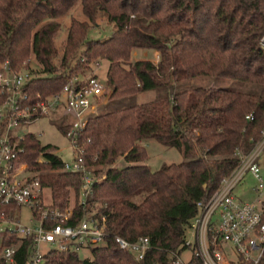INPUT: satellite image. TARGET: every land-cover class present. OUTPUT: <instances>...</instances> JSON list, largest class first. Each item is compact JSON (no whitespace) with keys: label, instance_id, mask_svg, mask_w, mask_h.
Returning <instances> with one entry per match:
<instances>
[{"label":"trees","instance_id":"trees-1","mask_svg":"<svg viewBox=\"0 0 264 264\" xmlns=\"http://www.w3.org/2000/svg\"><path fill=\"white\" fill-rule=\"evenodd\" d=\"M77 5L87 20L71 18L59 48L55 19ZM98 17L113 23L114 30L89 38ZM263 37L264 0H0V64L18 70L33 59L41 70L26 85L29 95L58 92L97 59L108 61V102L160 91L154 100L92 115L77 132L85 164L103 176L85 206L77 203L80 175L61 169L58 148L42 145L33 133L23 135L20 161L39 172L45 203L72 206L73 222L102 213L108 223L104 241L89 248L90 258L53 253L47 264H171L169 252L185 248L196 203L208 199L237 167L239 151H249L262 136ZM135 49L154 50L158 60L132 61ZM201 75L240 86L176 89L177 83ZM3 100L0 94V104ZM59 128L66 133L68 126ZM148 139L177 147L186 159L152 171L141 143ZM41 151L46 162L39 164ZM14 209L0 205V211ZM116 236L130 241L147 236L150 248L136 259L117 245Z\"/></svg>","mask_w":264,"mask_h":264},{"label":"built area","instance_id":"built-area-1","mask_svg":"<svg viewBox=\"0 0 264 264\" xmlns=\"http://www.w3.org/2000/svg\"><path fill=\"white\" fill-rule=\"evenodd\" d=\"M31 77L27 66L12 70L8 62L0 64V94L4 97L0 104V205L15 206L14 211H0V264H47L50 254L79 252L101 244L108 228L102 213L84 214L73 222L72 206L61 209L46 204L39 172L20 161L23 135L10 133L51 113L69 114L72 121L65 124L64 134L70 140L71 155L69 160L63 159L61 169L80 175L77 203L85 206L94 182L103 176H96L85 164L76 147V134L93 115V99L105 94L104 84L95 75L75 77L54 94L29 95L25 88ZM238 154L237 167L220 180L208 199L196 203V214L185 233V248L169 252L171 264L260 263L264 256V129L249 151ZM35 161L45 163V151ZM248 179L255 181L254 186ZM239 182L246 183L243 192L255 193L254 198L235 194ZM22 207L30 210L31 223L19 219L17 211ZM115 242L136 259H142L150 248L147 236L132 241L116 236ZM184 252L190 255L184 258Z\"/></svg>","mask_w":264,"mask_h":264},{"label":"rangeland","instance_id":"rangeland-1","mask_svg":"<svg viewBox=\"0 0 264 264\" xmlns=\"http://www.w3.org/2000/svg\"><path fill=\"white\" fill-rule=\"evenodd\" d=\"M71 18H76L77 20L84 21L87 20L83 15L80 5L75 6L68 14L58 17L55 20L59 23V30L55 39L57 47L60 48L62 41L66 37V29L69 26ZM90 28L88 37L89 38H103L108 36L114 30V24L106 20L105 17H98ZM147 50V49H146ZM144 49H138L136 53H132V61H135L139 58H145L156 62L158 60V54L154 50H147L146 54L143 55ZM89 71H86L84 75L73 76L72 78H87L90 75H95L105 86V93H108V90L105 85L106 71L108 67L107 60L97 59L94 60L91 64ZM27 66L28 70L34 75L36 72H40V67L35 63L33 59H28L23 63L21 67ZM198 86H215L222 88H239V84L235 80L220 78L209 75L196 76L190 79L183 80L176 84L177 90L192 89ZM160 96V91L157 90H146L137 94L125 96L120 99H115L110 102L107 100V94L99 95L93 99V108L92 114L102 113L108 110H114L121 107H126L133 104H140L150 100H154ZM72 121V117L69 114L63 113V111H58L45 115L43 117L37 118L33 121L23 123L18 127H15L10 133L16 136H22L26 133L35 134L40 140L42 145L52 144L58 148V154L64 159L69 160L71 155L70 150V140L69 138L62 133L59 128L60 125L68 124ZM142 145L147 151V160L146 163L149 165L152 171L157 170L163 164L169 163H179L184 161L186 158L183 156L180 149L177 147L166 146L165 144L155 140L148 139L143 140ZM116 165L120 164V161L115 163ZM252 187L255 184V181L248 179L247 183ZM246 185L244 182H239L235 194L237 196H245L248 199H252L255 196V193L249 191L248 193L243 192V188ZM143 193L137 194L133 197V200L138 202L141 200ZM49 192H46L48 200ZM19 219L24 223H31V213L28 208L22 207L17 211ZM80 258H90L91 250L88 248H83L78 252ZM190 255L188 252H184L183 257L186 258Z\"/></svg>","mask_w":264,"mask_h":264},{"label":"crops","instance_id":"crops-1","mask_svg":"<svg viewBox=\"0 0 264 264\" xmlns=\"http://www.w3.org/2000/svg\"><path fill=\"white\" fill-rule=\"evenodd\" d=\"M137 50H138V49H135L133 52H134V53H136V52H137ZM146 51H147V50H146V49H144V51H143V55H145V54H146ZM155 53H156V52H155ZM139 59H145V58H139ZM137 60H138V59H137Z\"/></svg>","mask_w":264,"mask_h":264}]
</instances>
